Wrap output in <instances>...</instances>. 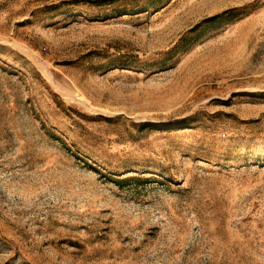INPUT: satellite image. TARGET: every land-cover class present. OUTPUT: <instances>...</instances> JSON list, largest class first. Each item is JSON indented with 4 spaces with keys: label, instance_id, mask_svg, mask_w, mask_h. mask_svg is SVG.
Wrapping results in <instances>:
<instances>
[{
    "label": "rangeland",
    "instance_id": "1",
    "mask_svg": "<svg viewBox=\"0 0 264 264\" xmlns=\"http://www.w3.org/2000/svg\"><path fill=\"white\" fill-rule=\"evenodd\" d=\"M0 264H264V0H0Z\"/></svg>",
    "mask_w": 264,
    "mask_h": 264
},
{
    "label": "trees",
    "instance_id": "2",
    "mask_svg": "<svg viewBox=\"0 0 264 264\" xmlns=\"http://www.w3.org/2000/svg\"><path fill=\"white\" fill-rule=\"evenodd\" d=\"M109 1H114V0H109Z\"/></svg>",
    "mask_w": 264,
    "mask_h": 264
}]
</instances>
